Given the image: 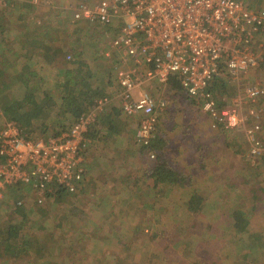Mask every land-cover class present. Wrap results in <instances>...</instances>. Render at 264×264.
Here are the masks:
<instances>
[{"label":"rangeland","instance_id":"374dc122","mask_svg":"<svg viewBox=\"0 0 264 264\" xmlns=\"http://www.w3.org/2000/svg\"><path fill=\"white\" fill-rule=\"evenodd\" d=\"M80 1L100 0H67V5L70 3L68 8ZM246 1L254 7L264 8V0ZM9 12L17 15L15 10ZM62 15L60 13L62 22L50 24V27L54 28L50 32L62 33L64 36L63 43L67 49L65 59L70 64L80 61L90 65L94 69L93 72L99 74L95 79H91V85L100 92L104 89V95L109 93L107 88L112 86L113 93L116 76L108 68V60L100 53L108 45L109 38L115 31L99 25H74ZM3 22H7V17L0 20V25H3ZM47 28L50 30L49 26ZM20 29L23 30V27ZM70 41L73 48L68 46ZM3 43L4 49H0V67L8 65L9 70L12 62L17 68L18 65L20 67L23 56L8 52L10 46L6 41ZM256 48L260 54V62L243 77V83L228 79L227 85L221 89V94L215 93L220 108L230 107L232 99L243 92L246 83H259L264 86V37L257 43ZM69 56H72L71 60ZM75 66V63L73 67L60 66L52 79L55 81L53 85L56 83L59 88L62 81L75 77L71 76ZM72 79V82L76 80ZM109 81L111 85H108ZM154 83L159 86L157 80ZM57 90L53 89V93L56 99H59L57 104L61 115L66 109L64 106H71L74 99L64 104L61 94L56 96ZM154 92L168 99L166 110L175 113L176 117L193 120L197 116L195 113H203L197 101H190L169 85L164 90L156 88ZM11 94L12 92L8 91L9 97ZM73 96V90L68 92V97ZM17 104L19 106L21 103ZM248 104L242 105L244 111L247 110ZM260 104L264 106V99ZM259 107V122L263 128L260 136L264 139V109ZM206 116L209 130L207 129L201 138L207 144L205 152L208 168L203 167L202 159H196V167L200 169L193 175L191 187H175L172 181L176 180V176H171L165 171L158 172L162 182H157L156 179L149 180L152 183L148 182L146 173L152 158L148 156L149 151L141 152L143 148L136 142L138 121L134 118L119 117L118 125L123 123L127 126V142L117 145L108 140L109 144L106 146L99 144L95 149L97 152L93 165L90 166L89 173L77 192L66 193L61 198L54 195L46 197L39 203L38 195L30 187L23 186L16 193L8 189V195L0 203V226L11 221H21L22 214L19 209L25 207L26 220L14 230L19 233L20 229H23L22 234L28 235L22 240L33 242L28 244L27 251L21 244L22 240L19 241V246L14 249L15 257H0V263L264 264V200L259 201L253 208V213L250 212V234L247 239L240 240L232 229L230 234L224 233L227 232L224 226L227 225L228 214L230 210L236 209L237 203L234 193H230L228 189L236 186L248 201L255 191H261L259 189L264 186V151L259 156L250 154V144L244 126L231 131L212 129L211 121L208 115ZM3 118L0 117V126ZM246 124L249 123L246 121ZM100 126L102 124L99 121L95 132L100 131ZM51 135L52 133L47 136ZM216 135L217 138H212ZM175 141L172 146L176 145ZM184 190L202 194L204 200L198 210L201 212L193 216L188 215V208L182 210L179 206L177 213L170 212V209L175 208L174 203L180 204L183 201ZM141 191L143 193L140 195ZM112 194L113 197L110 196ZM134 197V205L126 204ZM164 200H171L170 204ZM227 200L229 202H226ZM152 204L155 206L145 208ZM166 206L168 211L164 210ZM214 216L218 217L216 223L212 221ZM165 218L167 221L161 223L160 220ZM148 225L155 226L151 233L150 229H146ZM160 229L165 230V236L155 237L154 232ZM209 231H212L210 238L203 240L201 237Z\"/></svg>","mask_w":264,"mask_h":264},{"label":"built area","instance_id":"2783aa9c","mask_svg":"<svg viewBox=\"0 0 264 264\" xmlns=\"http://www.w3.org/2000/svg\"><path fill=\"white\" fill-rule=\"evenodd\" d=\"M69 9L74 25L115 31L100 54L116 76L113 96L123 113L138 121L136 142L150 149L152 158L160 115L168 108V99L154 90H164L173 75H179L187 95L208 115L212 129L244 126L250 154L264 151L259 122L264 86L246 83L228 108H220L208 90L224 69V76L241 84L258 66L264 8L246 0H100L80 1ZM111 101L108 94L97 98L69 129L46 139L32 138L16 122L5 120L0 128V203L16 184L30 187L39 203L56 186L69 193L80 190L92 143L89 133ZM244 103H249L245 111Z\"/></svg>","mask_w":264,"mask_h":264},{"label":"trees","instance_id":"16d2710c","mask_svg":"<svg viewBox=\"0 0 264 264\" xmlns=\"http://www.w3.org/2000/svg\"><path fill=\"white\" fill-rule=\"evenodd\" d=\"M24 5L30 8V5L28 4H24ZM17 7L18 5H16V3L14 4V2L3 0V3L0 4V17L3 18L9 16V11L15 10ZM29 60H30L29 63H27L20 69H15V70H11V69L8 70V65H1L0 73L2 74V76L0 77V112L5 117L3 118V121L1 120L3 123L5 120H12L16 122V124L30 137L31 136L34 137V135L38 134L37 135L38 139L44 137H45L44 139H46L48 137L46 135L47 131H50L51 129H52V135L55 136L60 134L62 131L69 129L72 126V124L76 121V119H78L82 114L88 111V109L94 104V101L97 98H100L104 95L105 92L104 89L101 90L100 92L98 88H94L91 85V79L92 78L95 79L96 76L97 77L99 76V74L97 72L96 73L93 72L94 69H92L90 65L84 64L83 62L80 61H74L76 66L71 76L75 75V77L73 76L72 78H76V80L72 82L73 79L68 78V81L66 80L62 81L59 87L61 98L64 104H66L72 99L74 100L71 106H64V108L66 109L60 115L58 112V104L56 102V97L53 91L47 89L46 87L45 90H43V86L41 87L30 86L29 78L34 76L35 71L37 70L35 66H33V63L31 62V58ZM224 73H227L225 69L223 70L222 75ZM31 74L33 75L31 76ZM222 75L216 76L208 87V90H210V92H212L213 95H215V93L218 92L219 94H221V89L225 87L228 83L226 80L230 79L228 76H222ZM100 76L103 77V75ZM40 79H42V77L39 78L38 82H40ZM108 85H111L110 81L108 82ZM169 86L174 91L184 94V96L187 99H190V101L195 102V100L190 98L187 95V92L183 89L181 85V81L179 80V75L171 76ZM72 90L74 96L70 98L68 97V92ZM8 91L12 92V94L15 95V98L11 99V97L7 95ZM37 92H39L40 97H38L39 95L37 94ZM216 101L218 103L217 99ZM17 103H21V104L18 106ZM2 125L0 126V128L2 127ZM109 128L110 131L114 129L113 126H109ZM97 134L98 133L95 132V128H94V130H92L89 133V136L92 138V140H95ZM42 135L44 137H39ZM159 141L160 140L156 135L151 145L152 149L155 152V157L152 158L150 156V153H148V156L152 158V160L150 162L151 164L148 165L149 173L148 172L146 173V180H148V182H151L149 180L155 181V179L157 182L161 181L162 178L160 179V177L158 176V172L165 171L169 173L171 176H176V180L172 181L175 187L177 186L179 188H184L188 184L185 173L182 170H179L177 167L170 165V158L160 149L161 145L158 143ZM142 148L143 149H141V152H145L146 150L147 152L150 151V149H148L147 147H142ZM189 185H191V183H189ZM19 188H21V184L13 185L9 189H11V191L16 193L19 190ZM66 190L67 189L64 187L56 186L54 190L50 191L47 194V197H51L54 195L58 198H61L64 194L69 193ZM259 190L261 191L260 192L255 191L248 201L245 200V197L241 195L242 191H240V189H238L236 186L233 185L230 189H228L230 193L232 194L234 193V197L237 203L235 207L236 209H233L232 211L230 210L228 214L229 218L227 220V225L224 226V229L227 232L224 233L230 234L234 230L235 236H239L240 240H244V238L247 239V235L250 234L248 230L249 229L248 222L250 221V217L252 215L250 212H252L253 208L257 205L259 201L264 200V186L261 187ZM203 200L204 198L202 197V194L198 193L197 191H192L189 194H187V191L184 190L183 201H181L180 204L174 203L173 206H175V208L170 209V212L177 213L179 211L177 209L179 206V208L181 207L182 210L188 208L189 210L188 215L191 214L193 216L197 212H201L198 210H200V206ZM229 200H227L226 202H229ZM170 201L171 200H166V202H168L169 204ZM164 210L168 211V206L164 207ZM19 211L22 214V218H20L21 221L19 222L11 221L7 225L0 226V257L2 258L13 257V256L15 257L14 249L16 248V246H19L18 245L19 241H21L22 238L27 234V233L22 234L23 229H20L21 232L15 233L14 229L18 226V224L20 225V223H22L21 225H23V221L26 220L27 210L25 209V207L19 209ZM216 220H218V217L214 216L212 221L215 222ZM160 221L161 223H164L165 221H167V218H165V220L162 219ZM207 225H214V224H207ZM154 228H155L154 225H148V228L146 229L148 231L150 229V233H151V230H153ZM164 231L165 230H161V229L156 230L154 232L155 237L165 236ZM211 233L212 231H209L208 233L204 234L201 238H203V240L206 238L209 239ZM194 237L198 238V236H194ZM31 242L33 241L32 240L27 241L23 239L21 244H23L26 247V250L28 251L27 246Z\"/></svg>","mask_w":264,"mask_h":264},{"label":"crops","instance_id":"0c3cea01","mask_svg":"<svg viewBox=\"0 0 264 264\" xmlns=\"http://www.w3.org/2000/svg\"><path fill=\"white\" fill-rule=\"evenodd\" d=\"M8 1L14 2V4L16 3V5H18V7L15 9V11H17V15H13L14 13L9 12V16L12 15V17L7 16V22H3V25H0L2 27L0 28V30L2 31H0V49L3 48V41H6V44L10 46V51L8 52L23 56V63L20 67L18 65L17 68V66H15V64L12 62V65L9 66V68L11 70L20 69L21 67L29 63V59L31 58V62L33 63V66H35L37 71H35L34 76L29 78L30 86H43V90H45L46 87L51 91H53V89H58L56 92V96L60 95V90L59 88H57L56 83L55 86L53 85L55 81H52V79H54L56 71L60 68V66L69 67L70 65H72L73 67L74 63L70 64L69 61L65 59L64 55L67 54V49L63 43L64 36L62 35V33L57 34L50 32L54 29L50 27V24L53 22L60 23L63 21L60 17V13L63 14L62 16H66V18H68V21H72V11L68 8L70 3H68L67 5V0ZM64 1H66V3H64ZM24 4L30 5V8L28 6H25ZM3 18L0 17V20H2ZM48 26L50 30H48ZM20 27H23V30H21ZM68 46L70 48H73L72 41L69 42ZM41 77L42 79H40V82H38L39 78ZM111 87L112 86H109L107 88V91L109 92L108 95L112 96V101L105 107V109L99 116V121L101 122L102 126L99 127L100 131L97 132L98 134L96 139L92 140V147H90L87 152L86 177L89 173L90 166L93 165L94 157L97 152L95 151V149L99 144L102 146H106L109 144L108 140H112L117 145H120L124 144L128 140L127 126L125 127L123 123L118 125L117 120L119 117H126L128 119L132 118L126 116L123 113V111L121 110L120 101L116 96H113L115 94L114 92L112 93ZM37 94L39 95V92H37ZM38 97H40V95ZM13 98H15L14 94L11 95V99ZM58 100L59 99H56V102H58ZM261 106L262 109H264V106ZM195 114L197 116L194 117L193 120H190L182 116L181 118L176 117L175 113H172L170 110H165L160 115L157 128V137L160 140L158 143L161 145L160 149L167 156H170L171 166L173 165L185 173L188 181L186 188L191 187L189 183H192V178H194L193 175H195V173H198V170L200 169L196 167V159H202V163L204 164L203 167L208 168L206 164L207 154L205 152L207 144L206 142H203L201 138L202 135L209 130V127L207 125L208 119L204 113L200 114L197 112ZM0 117H4L1 112ZM125 124L128 125V123ZM96 125L91 129V131L94 130V128L96 129ZM109 126H113L114 129L110 131ZM51 131L52 130L47 131V135L51 134ZM217 136L218 135L213 136L212 138L215 139L217 138ZM32 138H37V136H34ZM174 140H176V145L172 146ZM190 141L191 143H188ZM91 168L93 169V167ZM142 193L143 192L141 191L140 195ZM171 194L172 192H170V195ZM187 194H189V192H187ZM110 196L113 197V194ZM135 203L136 197H134L132 201L126 202V204L133 205ZM154 206L155 205L152 204L148 205L145 208H152Z\"/></svg>","mask_w":264,"mask_h":264}]
</instances>
